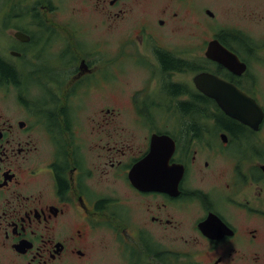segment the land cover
I'll use <instances>...</instances> for the list:
<instances>
[{"label":"flooded vegetation","instance_id":"flooded-vegetation-1","mask_svg":"<svg viewBox=\"0 0 264 264\" xmlns=\"http://www.w3.org/2000/svg\"><path fill=\"white\" fill-rule=\"evenodd\" d=\"M83 2L107 29L99 56L75 41L69 16L55 18L54 0H0V264H95L94 238L103 235L117 264L118 251L128 264H264V116L256 129L217 116L194 85L207 71L264 114V5L248 11L259 15L248 23L245 6H230L243 20L231 15L216 35L241 63L237 74L216 63L208 71V61L162 41V28L175 29L161 0ZM178 2L197 13L190 0ZM125 61L136 65L132 74ZM171 107L187 116L162 118ZM161 136V153H170L159 161L161 190L138 188L130 171Z\"/></svg>","mask_w":264,"mask_h":264},{"label":"rangeland","instance_id":"rangeland-1","mask_svg":"<svg viewBox=\"0 0 264 264\" xmlns=\"http://www.w3.org/2000/svg\"><path fill=\"white\" fill-rule=\"evenodd\" d=\"M4 3L9 6L13 0H3ZM29 3L34 0H28ZM55 5H57V13H59V16H57L54 13V16L57 20H64L62 15L69 16V19L71 20V29L75 30L76 32V38L75 41H81V44H79L82 48L87 49L89 46H92L91 52L97 53L99 56L100 53L98 51V41H101L102 39H105L108 37L107 35V29L105 25L100 24H93L96 22L95 16H91L89 12L92 11V9H89L87 5L84 4L83 0H54ZM24 2V0H23ZM192 5H195L196 12H192L189 10L186 6H183L178 2V0H161V9H166L167 15V22L170 24V27L175 29L170 33L169 30H167V27H164L161 29V40L165 41L169 44L170 47H174L176 51H182L186 53H191L189 56L183 57L189 59L192 61L193 59L196 61L202 60L204 62V48L202 51L199 49L200 44H204L206 47L208 41L213 37L212 30L216 28V25H218L217 31L214 34L220 33L223 29V25L228 24L226 23L228 21V18L231 15H236L240 19L241 18V9L237 11H232L229 9L230 6L234 5L237 7V4H241L245 6L246 10H243L242 13L244 14L243 18L246 20L245 23H248V18H253V20H256L259 18L258 13H254V15H250L248 11L253 12L256 10L257 7L264 5L263 0H190ZM236 4V5H235ZM191 7V6H190ZM89 9V10H88ZM203 9V12H202ZM209 10L212 17L207 15L205 11ZM262 10L264 9H257ZM72 13L79 15L80 21L77 19V17H72L70 14ZM166 12L163 13L161 18L166 17ZM177 13L176 17H172V13ZM80 15L82 17H80ZM227 18V19H226ZM243 20V19H242ZM93 22V23H92ZM254 26V24H252ZM80 28V29H79ZM121 28V24L118 27V29ZM134 32V31H133ZM122 31H116L115 37L117 39L122 38ZM128 34V32H127ZM114 35V34H113ZM60 40V39H59ZM264 41L262 37L258 39V41ZM54 41V40H51ZM261 41V42H262ZM101 42H108V41H101ZM111 42V41H110ZM139 49V48H138ZM133 52V50H132ZM180 54V53H179ZM181 55V54H180ZM51 56V53L49 54V57ZM202 56L203 58H201ZM55 59V58H54ZM135 64H133L130 61H125L122 64V67L124 70L128 71L130 74L135 70ZM60 67V65L55 64L53 68ZM59 72L55 70L50 71V75H57ZM171 81V77L167 78L165 82ZM258 81L261 84L263 81V78L261 75L258 76ZM130 88V83H124L118 86V91L120 94H118V107L120 108L119 111L122 112L121 108H126L127 106V97H128V91ZM258 99L259 101L264 100V92L258 93ZM95 101L94 98H88V105L86 107H92V103ZM169 102V100H167ZM180 117H186L187 115H183V113L178 112L176 108L171 107V109H161V115H163L162 118H169V117H175L177 114ZM123 114H125V111H123ZM156 114H159L158 111H156ZM79 118V117H78ZM116 212H118L123 218L128 219L131 218L130 211L127 208L121 207V206H115ZM121 211H118V210ZM105 238H94V245L92 252L95 255V264H117L114 255V249L115 244L112 241V238L110 236H105ZM103 242V243H100ZM118 257L121 262V264H128V256L123 251H118Z\"/></svg>","mask_w":264,"mask_h":264},{"label":"water","instance_id":"water-1","mask_svg":"<svg viewBox=\"0 0 264 264\" xmlns=\"http://www.w3.org/2000/svg\"><path fill=\"white\" fill-rule=\"evenodd\" d=\"M16 36L20 38L21 35L16 34ZM206 56L237 74L242 69L236 56L228 52L217 41L209 44ZM194 83L197 90L204 96L213 99L227 116L252 128H256L260 124L263 117L260 106L234 85L209 73L196 75ZM166 140L167 138L163 136L153 137L148 155L133 166L130 171V179L136 187L141 188V184L145 183L150 190H161L159 161L162 165V160L168 159L170 156V153L168 156L161 153V150L164 149L161 148V143H168ZM170 150L172 151V147Z\"/></svg>","mask_w":264,"mask_h":264},{"label":"trees","instance_id":"trees-1","mask_svg":"<svg viewBox=\"0 0 264 264\" xmlns=\"http://www.w3.org/2000/svg\"><path fill=\"white\" fill-rule=\"evenodd\" d=\"M163 64H164L165 68H172V66H171V62H170V60H169V58H168L167 56H165V57L163 58ZM172 89H174V91H175V90H177V89H179V88H177V86H173ZM181 108H182L183 113H186V114H187L188 111H189V109H190V104H189V103L181 104ZM199 109H200V108H199ZM201 109H202V108H201ZM198 112L203 113L202 110H198ZM217 116H223V115H222V114H217Z\"/></svg>","mask_w":264,"mask_h":264}]
</instances>
